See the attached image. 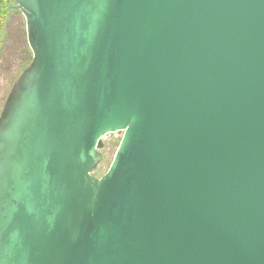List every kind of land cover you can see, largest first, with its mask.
<instances>
[{
  "label": "water",
  "instance_id": "water-1",
  "mask_svg": "<svg viewBox=\"0 0 264 264\" xmlns=\"http://www.w3.org/2000/svg\"><path fill=\"white\" fill-rule=\"evenodd\" d=\"M14 3L0 264H264V0Z\"/></svg>",
  "mask_w": 264,
  "mask_h": 264
},
{
  "label": "rangeland",
  "instance_id": "rangeland-1",
  "mask_svg": "<svg viewBox=\"0 0 264 264\" xmlns=\"http://www.w3.org/2000/svg\"><path fill=\"white\" fill-rule=\"evenodd\" d=\"M7 2L0 26V112L11 86L32 59L26 39L24 17L14 7V0ZM121 135L122 132H113L102 138L103 146L99 149L101 160L93 169V175L99 177L106 172Z\"/></svg>",
  "mask_w": 264,
  "mask_h": 264
},
{
  "label": "trees",
  "instance_id": "trees-1",
  "mask_svg": "<svg viewBox=\"0 0 264 264\" xmlns=\"http://www.w3.org/2000/svg\"><path fill=\"white\" fill-rule=\"evenodd\" d=\"M8 6L7 0H0V26H1V21H3V13L5 8Z\"/></svg>",
  "mask_w": 264,
  "mask_h": 264
}]
</instances>
